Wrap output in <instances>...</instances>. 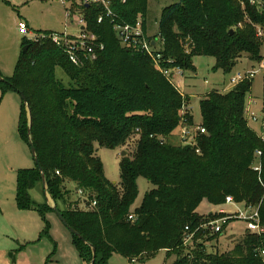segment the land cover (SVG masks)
<instances>
[{
  "label": "trees",
  "instance_id": "obj_1",
  "mask_svg": "<svg viewBox=\"0 0 264 264\" xmlns=\"http://www.w3.org/2000/svg\"><path fill=\"white\" fill-rule=\"evenodd\" d=\"M82 8L87 28L104 44L95 60L73 65L51 42L49 31L37 32L33 39H23L27 49L21 51L12 76L2 77L0 89L24 95L30 133L22 100L19 133L26 142L32 141L54 205L94 247L93 264H110L113 253L139 262L160 251L175 255L170 264H264V231L244 232L225 253L208 249L209 236L204 238L201 231L196 238L202 242L193 250L182 246L186 225L193 230L215 216L198 215L202 200L220 206L231 196L236 203L259 206L264 229V138L244 116L252 80L205 93L199 101V125L205 133L196 137L193 147L171 143L169 138L183 118L194 124L189 99L151 58L121 46L108 21L97 22L98 6ZM111 8L123 22L141 17L146 29L148 0H112ZM157 25L163 62L170 60L163 66L169 68L194 72L192 58L201 55L214 57L215 69L229 73L241 58L260 61L264 56V35L257 36L258 29L264 33V0L256 6L247 0H178L162 9ZM56 68L67 77L66 83L57 78ZM133 137L129 150L126 145ZM96 145L124 148L118 183L105 177ZM256 150L261 151L259 157ZM259 162L258 174L253 167ZM16 174V207L35 210L44 223L40 235L48 236L45 214L53 210L47 202H34L29 193L35 187L44 192L39 170L34 164ZM138 177L152 188L132 209ZM69 183L81 189L88 201H95V207L79 208L80 200ZM71 236L82 263L88 264L90 246Z\"/></svg>",
  "mask_w": 264,
  "mask_h": 264
},
{
  "label": "rangeland",
  "instance_id": "obj_2",
  "mask_svg": "<svg viewBox=\"0 0 264 264\" xmlns=\"http://www.w3.org/2000/svg\"><path fill=\"white\" fill-rule=\"evenodd\" d=\"M72 1L78 0H67L66 6L69 7ZM177 1L148 0V11L145 17L148 34L157 31V23L159 22L162 9ZM66 6L60 0H0L1 78L10 77L14 73L17 60L23 50V39H33L38 30L63 31L66 22ZM76 18V15L73 16V19L76 20ZM20 23L26 25V32L20 31ZM263 35L264 33L261 36ZM192 63L195 71H182L179 75L175 74L174 84L184 97L187 96L189 99V112L192 115L194 124L201 122L199 101L205 93L213 89L226 91L233 88L235 84L231 83V76L237 72H244L250 69L256 70V73L251 79V89L246 97V102L251 97L250 110L256 114L262 109L264 110V56L260 61H250L246 58H241L229 73H224L222 69H215V59L212 56H194ZM55 72L57 78L63 83L67 82L68 79L60 68H56ZM20 115V94L12 89L2 93L0 89V198L4 201H0V208L6 210L9 209L8 200L14 198L17 170L34 167L28 142L19 133ZM247 124L256 133L260 132L261 127L259 124L251 122H247ZM177 132L175 130L173 136H170L169 141L171 143L180 144L176 137ZM134 142L135 138L133 137L127 143L126 148L131 150ZM95 147L97 155L103 164L105 177L110 182L118 183L119 161L122 152L125 151L124 148L108 149L97 145ZM136 185L137 197L131 207L132 209L140 205L144 193L152 188V185L143 177L137 178ZM29 193L34 202L43 201L40 187L31 189ZM48 197L51 203L50 196L48 195ZM234 208L235 206L231 204L223 203L220 206H216L209 204L206 200H202L197 207V213L200 216H205L212 211L215 216L211 219H215L220 214L217 213L220 212L219 210H224L228 213L233 211ZM52 214H45V219L50 226L48 236H43L39 233L43 229V220L37 212L34 216L37 218L35 220L39 228L38 226L36 228V223L35 229L28 228V225H33L34 221L25 220L23 222L26 223L28 229L36 233L35 240L24 254L29 255L30 259L37 264H81L76 249L71 243V232L58 217L55 218L56 223L54 225L51 220ZM229 226L231 228L228 227L229 229L224 234V236L227 235L226 237L220 239L219 237L210 238L209 236L208 242L205 243L208 249L215 250L218 253H225L233 249L243 236L245 223L236 220L232 221ZM53 242H55V245ZM10 244L13 245L14 249L17 247L14 242ZM4 247H6V244L3 243V238H0V264L3 260L11 264V258L8 256L11 250H4ZM34 251L36 256L33 254ZM174 260V254L167 255L166 252L160 251L143 262H128L125 257L117 253H113L108 261L110 264H170Z\"/></svg>",
  "mask_w": 264,
  "mask_h": 264
},
{
  "label": "built area",
  "instance_id": "obj_3",
  "mask_svg": "<svg viewBox=\"0 0 264 264\" xmlns=\"http://www.w3.org/2000/svg\"><path fill=\"white\" fill-rule=\"evenodd\" d=\"M60 1L66 6L67 0ZM247 3L250 6H256L257 3H259V0H247ZM111 4L112 0L72 1L69 7H65L66 22L64 24L63 31H52L49 33L48 37L57 48L62 50L69 62L73 65L79 66L82 64L83 60H95L104 49V44L99 40L95 33L91 32L87 28V21L82 7L96 5L100 8V14L97 18V22L101 23L108 21L112 25V29L121 46L130 49L133 52H139L147 55L149 58H151L157 70L173 86L176 87L174 84L175 74H181L182 70L177 67L169 68L163 66L164 63H168L170 60L163 62L162 55L159 51L163 45L162 38L158 35H155L156 32L154 34H148L146 29L143 27L144 24L141 17H138L133 23L123 22L113 12ZM75 15L77 17L76 20L73 19V16ZM19 29L23 33L27 30L24 23L19 24ZM262 34L263 31L258 29L257 35L261 36ZM255 73L256 70L237 72L231 76L230 81L236 85L240 82L251 80ZM251 103L252 102L250 99L246 102L244 116L247 122L257 123L260 125L261 130L260 132H257V134L261 139H263L264 110L262 109L257 114L252 112L250 110ZM183 110H185V108ZM177 131L176 137L178 138L180 144L190 147L196 145V137L199 134L205 133V129L202 126L199 124L189 125L185 122V118L182 119V123L179 125ZM195 151L198 153L199 149L196 148ZM255 155L259 157L261 155V151L256 150ZM253 171L257 172L258 174L260 173V162L253 167ZM56 173L58 174V172ZM74 192L77 198L80 200V203L86 208L92 209L95 207V201H88L86 195L81 189L74 188ZM224 203L234 205V210L229 211L228 213L225 211L217 212L221 214L219 217L209 220L208 222L201 223L193 230L190 229L188 225L184 227L182 246L186 250L191 251L195 248L197 243L202 242L201 238H196V234L199 231L203 233L204 238L213 236L215 234L222 235L223 232L229 227V224L236 220L245 223L244 232L260 234L264 231L260 225V217L258 212L259 206L242 205L236 203L231 196H226ZM128 218L132 219L133 215L130 214ZM261 254H264V251H261Z\"/></svg>",
  "mask_w": 264,
  "mask_h": 264
},
{
  "label": "crops",
  "instance_id": "obj_4",
  "mask_svg": "<svg viewBox=\"0 0 264 264\" xmlns=\"http://www.w3.org/2000/svg\"><path fill=\"white\" fill-rule=\"evenodd\" d=\"M43 31H48V30H38L37 32H43ZM49 32H52V31H49ZM155 32H152L150 34H154ZM250 70H253V69H250ZM249 99H251V97ZM195 125H197V124H195ZM68 186L70 187V189L74 188L73 183H69ZM15 190H16V187H15ZM40 190H41V194L43 196V201L39 202V203L47 202L46 199L44 198V195H45L44 192H42L41 188H40ZM15 192L16 191H14V198L13 199L11 198L7 202L9 209L6 210V209L0 208V238H3V243L6 244V247H4V250H11L10 251L11 253H8V256L11 258V264H37V263H34V261L30 259L29 255L24 254V252H27V248L30 247V245H32L33 241L35 240L34 238H35V234H36L35 231L30 230L28 228H32V229L34 228L35 229V223H36V228H37V226L39 228V225L37 224V222L35 220L37 218H36V216H34V214L36 212H35V210H20V209H18L16 207V203H15ZM0 201L4 202L1 198H0ZM48 204H49V206L51 204H53L52 199H51V203L49 201ZM79 208H85V206L80 203ZM219 211H221V210H219ZM222 211H224V210H222ZM196 212H197V209H196ZM47 213H53L51 220L53 221V223L55 225V223H56L55 218L57 217L56 214L53 211H49ZM212 213L213 212L210 211L208 214H212ZM25 220L34 221V223H33V225H28V228H27L26 223H23ZM43 226H44V223H43ZM227 229H229V228H227ZM226 230L223 232L222 235L219 236L220 239L227 236V235L224 236ZM41 231H42V229H41ZM49 238H51V237H49ZM11 242L16 243L17 247L15 249H14V247H12L13 245L10 244ZM53 243L55 245V242H53ZM71 243H72V239H71ZM163 252H165V251H163ZM33 254L36 256L35 251L33 252ZM77 255H78V253H77ZM79 259H80V257H79ZM80 261H81V259H80ZM128 262H134L135 263L137 261H134V260L129 261L128 260ZM1 264H10V263L3 260V262H1ZM81 264H83L82 261H81Z\"/></svg>",
  "mask_w": 264,
  "mask_h": 264
},
{
  "label": "water",
  "instance_id": "obj_5",
  "mask_svg": "<svg viewBox=\"0 0 264 264\" xmlns=\"http://www.w3.org/2000/svg\"><path fill=\"white\" fill-rule=\"evenodd\" d=\"M230 32H232V30H230ZM27 49V46H23V51ZM0 80L1 81H5L4 78H1L0 77ZM20 94V98L21 100L24 102V104L26 105V109H27V115H28V120H29V123H28V134L30 133V129H29V126H30V109L26 103V100H25V97L22 93H19ZM28 144H29V148H30V152H31V155H32V158H33V161H34V164L36 165L37 169L39 170L40 174H41V182H42V187L44 188V194H45V199L47 201V203L49 202V197H48V194L46 192V185H45V179H44V174H43V170L40 166V163L38 161V158L36 156V152H35V148L32 144V141L29 140L28 141ZM125 152L123 151L122 152V155H124ZM50 207L52 208L53 212L57 215V217L59 218V220L64 224V226L72 233L74 234L75 236L79 237L85 244L89 245L87 243V241L85 239L82 238V236H80L72 227H70L66 220L63 218L62 214L60 213L59 209L53 204L50 205ZM91 250H92V258L90 260V262L88 264H93L94 262V257H95V249L92 245H89Z\"/></svg>",
  "mask_w": 264,
  "mask_h": 264
}]
</instances>
